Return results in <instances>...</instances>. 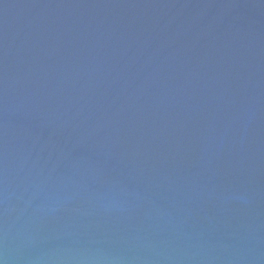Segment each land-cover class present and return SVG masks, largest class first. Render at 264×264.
<instances>
[{
	"label": "water",
	"instance_id": "1",
	"mask_svg": "<svg viewBox=\"0 0 264 264\" xmlns=\"http://www.w3.org/2000/svg\"><path fill=\"white\" fill-rule=\"evenodd\" d=\"M0 264H264V0H0Z\"/></svg>",
	"mask_w": 264,
	"mask_h": 264
}]
</instances>
